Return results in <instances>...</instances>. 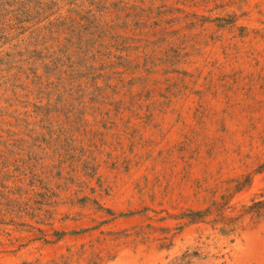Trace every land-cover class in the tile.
Returning <instances> with one entry per match:
<instances>
[{"label": "rangeland", "instance_id": "374dc122", "mask_svg": "<svg viewBox=\"0 0 264 264\" xmlns=\"http://www.w3.org/2000/svg\"><path fill=\"white\" fill-rule=\"evenodd\" d=\"M0 264H264V0H0Z\"/></svg>", "mask_w": 264, "mask_h": 264}]
</instances>
